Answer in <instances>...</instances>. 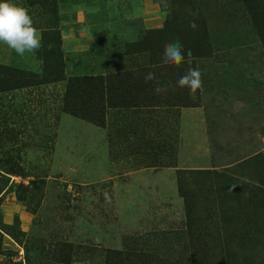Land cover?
I'll list each match as a JSON object with an SVG mask.
<instances>
[{"label":"rangeland","instance_id":"1","mask_svg":"<svg viewBox=\"0 0 264 264\" xmlns=\"http://www.w3.org/2000/svg\"><path fill=\"white\" fill-rule=\"evenodd\" d=\"M105 263L264 264V0H0V264Z\"/></svg>","mask_w":264,"mask_h":264},{"label":"trees","instance_id":"2","mask_svg":"<svg viewBox=\"0 0 264 264\" xmlns=\"http://www.w3.org/2000/svg\"><path fill=\"white\" fill-rule=\"evenodd\" d=\"M84 79L83 77H74L71 79L67 80V93L65 94V97L63 99V106L65 109H67L69 112L78 115L83 118H88V119H96L95 113L93 112L94 110H90L88 107L82 106V91L79 86H81V83L83 82ZM89 80V79H88ZM98 78L95 79L97 81ZM23 85V84H21ZM20 85V86H21ZM97 86V85H96ZM71 91H68L69 88ZM75 87V89H74ZM94 113V114H93ZM106 264V263H105Z\"/></svg>","mask_w":264,"mask_h":264}]
</instances>
